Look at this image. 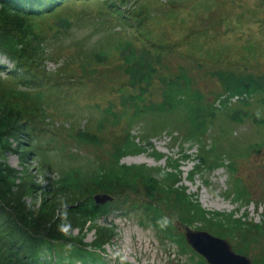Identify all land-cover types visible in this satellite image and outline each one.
Listing matches in <instances>:
<instances>
[{
	"label": "rangeland",
	"instance_id": "1",
	"mask_svg": "<svg viewBox=\"0 0 264 264\" xmlns=\"http://www.w3.org/2000/svg\"><path fill=\"white\" fill-rule=\"evenodd\" d=\"M108 1H69L57 7L49 17L33 20L41 26L37 28L35 25V31L46 32V38L39 44L44 55L43 64L53 77L65 76L59 78L64 81L57 80L62 85L30 87L9 74L8 68L15 69V65L0 54V107L4 103L30 109L38 97V104L45 109L49 132L33 139L38 149L26 157L25 150H12L5 156L9 165L25 173L30 171L34 185L27 191V199L45 209L65 203L62 198H51L44 193L51 179L72 168H78L84 177L88 176L99 161L111 158L115 147L123 140L126 116L114 126L105 124L99 131L97 128L106 106L118 112L121 96L132 92L127 85L128 76L120 67L119 54L113 49L117 41L130 40L138 47L155 48H149L158 64L148 99L158 100V78L174 77L180 67L187 71L194 86L211 102L222 91L220 82L212 75L215 70L262 74L264 78V0H129L126 5L112 6L120 11L131 10V17H127L129 24L138 33L145 28L155 42L144 41L135 35L134 28L129 27L125 17L124 21L121 20L123 15L118 12L110 16L106 6ZM141 1L147 3L150 14L145 25L136 24V27L132 22V9H136ZM61 17L72 22L68 29H62L58 34L55 27L49 28L48 24ZM99 51H104L106 58L98 63L95 54ZM15 91H24L30 100L18 99L13 94ZM233 111L236 115L243 114L241 121L229 118ZM258 119H264V90L248 96L246 105L233 97L227 108L216 111L204 141L207 145L214 140L220 144L227 153L223 155L224 164L231 159L233 171L226 166L212 171L205 169L198 164V145L173 143V138L165 131L162 135L139 141L143 147L141 152L121 158L125 164L159 168L165 167L169 158H181V184L189 194L198 198L204 209L232 212L248 225H261L255 242L243 244L227 234L222 237L234 250L241 248L242 252L238 253L250 257L254 264H261L264 253V123ZM142 121L143 118L131 126L133 136H144L145 129L140 128ZM83 128L95 132L101 142L74 141L71 135ZM12 140L14 145H23L29 138L21 134L20 138ZM153 150L160 152L162 157L157 158ZM193 168L198 170L189 177ZM235 180L246 187L248 197L244 200L235 201L228 194L231 181ZM113 197V210L95 221L97 225L111 227L113 235L101 250L94 248L97 257H89L87 264H193L189 260L191 250L180 253L175 244L161 241L153 227L140 223L143 212L140 207L133 208L135 195L131 194L126 203L122 202L123 195ZM176 225L182 234L184 228L189 227L216 235L211 229L195 228L198 223ZM73 234H79L77 228ZM95 237L94 230H85L83 241L90 243ZM197 258L194 255V260ZM75 264L83 263L76 261Z\"/></svg>",
	"mask_w": 264,
	"mask_h": 264
},
{
	"label": "trees",
	"instance_id": "2",
	"mask_svg": "<svg viewBox=\"0 0 264 264\" xmlns=\"http://www.w3.org/2000/svg\"><path fill=\"white\" fill-rule=\"evenodd\" d=\"M69 1L92 0H0V54L5 55L15 65V69L8 68L10 75L34 88L62 85L57 80L64 81L59 78L65 76L61 74L62 76L53 77L43 64L44 55L39 44L46 38V32L35 31L36 23L33 20L47 17L57 7H62ZM128 2L129 0H109L106 3L109 15H116L118 12L119 15H123L121 20L124 21L126 18L128 21L127 17H131V10L125 12L117 10L116 7L112 9L114 4L120 7ZM135 8L132 9L133 25H145L150 14L147 3L141 1ZM71 22L70 19L61 17L49 23L48 27H55V33L60 34L62 29L66 30L70 27ZM128 25L134 28L129 21ZM36 27L41 28L38 25ZM134 30L135 35L140 36L142 40L155 42L145 28L142 29V33H138L136 28ZM149 48L138 47L130 40H119L114 44L113 49L119 54L120 67L128 76L127 85L132 92L121 96L118 112L106 106L104 116L97 122V128L99 131L105 124L114 126L126 116L123 140L115 147L111 158L99 161L88 176L84 177L78 168H72L51 179L44 193L51 198L63 199L65 203L57 207L45 209L35 201H29L26 194L34 185L29 175L30 171L25 173L16 169L8 164L5 157L6 153L12 150H25L24 157H26L38 149L33 139L49 132L44 107L38 104V97L33 100L30 109L16 108L14 105L10 107L2 103L0 107V264H75L76 261L87 264L89 257L95 259L97 256L94 248L101 250L113 235L111 227L97 225L95 221L99 217L108 215L114 206L112 202L96 204L92 195L97 192L110 193L112 196L123 195V203L128 201L131 194L135 195V198H132L133 208L140 207L143 212L140 223L153 227L161 241L175 244L180 253L191 250L192 255L189 256V260L193 264H206V261L188 246L176 223L186 226L198 223L195 228L211 229L216 236L225 237L224 235L227 234L243 244L255 242L260 224L248 225L241 217H235L232 212L208 211L202 207L195 195L187 192L180 179L181 158L178 160L169 158L166 166L162 168L145 164H125L121 162V158L141 152L143 147L139 141L162 135L165 131L173 138V143L179 141V144L186 142L198 145L200 150L198 164L205 169L212 171L220 166H226L229 171H233L231 159L226 165L224 164L223 155L227 153L220 144L214 140L207 145L204 140L216 111L227 108L230 99L236 97L235 99L246 105L248 96L264 90L263 75L238 74L228 69L213 71L212 75L220 82L222 91L217 93L211 102L199 88L194 86L187 71L180 67L174 77L158 78L160 98L152 100L146 97L151 92L158 61L153 58ZM157 50L161 51V49ZM105 58L104 51L95 54L98 63ZM13 94L18 99L30 100L24 91H15ZM241 115L243 114L236 115L233 111L229 118L241 121ZM142 118L140 128L145 129L144 136L142 138L133 136L130 128ZM149 122L150 126H147ZM258 122L264 123V119H258ZM21 134L29 138L27 144L14 145L12 138H20ZM71 137L74 141L82 143L101 142L95 132L86 131L84 128L79 129ZM153 154L157 158L162 157L156 150H153ZM197 170L193 168L189 177H193ZM231 182V191L228 194L235 201L248 197L244 185H239L237 180ZM65 209L67 218L62 220L60 213ZM162 219L169 221L164 228L158 223ZM61 223L71 226L69 233L64 234L59 231ZM75 228L78 229L79 234H73ZM85 230L95 231L96 237L90 243L83 241ZM66 245L69 246L68 249ZM235 251L242 252V249L236 248ZM194 255L198 257L196 260ZM260 262L264 264V253Z\"/></svg>",
	"mask_w": 264,
	"mask_h": 264
},
{
	"label": "water",
	"instance_id": "3",
	"mask_svg": "<svg viewBox=\"0 0 264 264\" xmlns=\"http://www.w3.org/2000/svg\"><path fill=\"white\" fill-rule=\"evenodd\" d=\"M92 198L96 204H105L114 199L106 192L95 193ZM183 236L185 242L208 264H252L250 257L236 252L226 239L206 230L185 227Z\"/></svg>",
	"mask_w": 264,
	"mask_h": 264
},
{
	"label": "clouds",
	"instance_id": "4",
	"mask_svg": "<svg viewBox=\"0 0 264 264\" xmlns=\"http://www.w3.org/2000/svg\"><path fill=\"white\" fill-rule=\"evenodd\" d=\"M60 216H61V219L62 220H66V218H67V211H66V209L63 210L60 213ZM158 223H159V225H160L161 228H164V227L167 226V224L169 223V221L167 219H162V220L158 221ZM70 227L71 226L69 224H67V223H61L60 226H59V231L62 232V233H64V234H67L70 231Z\"/></svg>",
	"mask_w": 264,
	"mask_h": 264
},
{
	"label": "built area",
	"instance_id": "5",
	"mask_svg": "<svg viewBox=\"0 0 264 264\" xmlns=\"http://www.w3.org/2000/svg\"><path fill=\"white\" fill-rule=\"evenodd\" d=\"M236 98V97H235Z\"/></svg>",
	"mask_w": 264,
	"mask_h": 264
}]
</instances>
